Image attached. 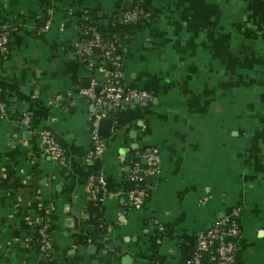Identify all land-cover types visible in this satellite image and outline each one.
Segmentation results:
<instances>
[{
	"label": "crops",
	"instance_id": "obj_1",
	"mask_svg": "<svg viewBox=\"0 0 264 264\" xmlns=\"http://www.w3.org/2000/svg\"><path fill=\"white\" fill-rule=\"evenodd\" d=\"M127 3L150 16L103 33ZM5 23L15 29L0 51V264H185L198 233L235 207L237 263L264 264V0H0ZM86 24L116 42L123 83L150 94L121 104L99 159L96 109L79 94L103 81L82 53ZM42 129L64 164L43 151ZM152 147L159 170L135 207V154ZM92 173L112 196L91 191Z\"/></svg>",
	"mask_w": 264,
	"mask_h": 264
},
{
	"label": "built area",
	"instance_id": "obj_2",
	"mask_svg": "<svg viewBox=\"0 0 264 264\" xmlns=\"http://www.w3.org/2000/svg\"><path fill=\"white\" fill-rule=\"evenodd\" d=\"M150 16V13L141 9L120 12V21L123 24H136ZM14 27L7 23L0 25V51H6L8 33L14 31ZM84 42L82 53L91 60L97 62L101 67L103 81L91 79L89 85L82 88L79 94L87 98L96 109L95 119L91 123V149L92 157L99 159L105 151V142L97 133V120L106 115H110L109 109L113 110L115 116L122 103H131L134 99L149 98L150 94L144 90L127 87L123 83V69L120 57L116 54V42L107 43L103 40L102 33L91 24L83 26ZM117 40V39H116ZM5 104L0 98V117L4 115ZM22 123L29 126V119L23 117ZM38 137L43 147V151L61 164L65 163L66 155L64 149L57 142L54 134L48 129L38 132ZM139 159L144 164L139 163ZM158 150L154 147L136 153L135 161L132 165L130 177L134 182L133 188L127 193V199L138 207L147 196L145 180L154 177L158 173ZM89 187L100 198L112 196L106 188L104 178L98 173L89 175ZM239 207L233 208L229 213H225L218 218L207 230L198 233L191 248L185 264H238L237 253L239 251L238 238L239 227ZM47 220H41L38 229L39 250L43 254L49 253L53 249V242L47 230Z\"/></svg>",
	"mask_w": 264,
	"mask_h": 264
},
{
	"label": "water",
	"instance_id": "obj_3",
	"mask_svg": "<svg viewBox=\"0 0 264 264\" xmlns=\"http://www.w3.org/2000/svg\"><path fill=\"white\" fill-rule=\"evenodd\" d=\"M125 9H131L130 3H127ZM110 35L104 34L103 40L109 41ZM140 101H146L145 98L143 99H134L135 103H139ZM125 104V103H122ZM113 124H114V118L111 115L102 116L97 120V133L102 138H109L113 131ZM144 162V161H143Z\"/></svg>",
	"mask_w": 264,
	"mask_h": 264
},
{
	"label": "trees",
	"instance_id": "obj_4",
	"mask_svg": "<svg viewBox=\"0 0 264 264\" xmlns=\"http://www.w3.org/2000/svg\"><path fill=\"white\" fill-rule=\"evenodd\" d=\"M138 9H141V10H143V11H147L146 9H142V8H138ZM131 10H133V9H131ZM122 11H124V10H122ZM122 11H121V12H122ZM147 12H148V11H147ZM147 19H148V18H147ZM133 25H135V24H130V23L123 24V23H122L121 25H117V23H116V19H115L114 21L110 20V21L108 22V24L106 25V28L103 29V33H104V32L113 33V32H115V31H120V30L125 31V30H127L129 27H131V26H133ZM112 113H113V110L109 109V114H110L111 116L114 117V115H112ZM135 157H136V154H135ZM142 165H143V164H142Z\"/></svg>",
	"mask_w": 264,
	"mask_h": 264
}]
</instances>
